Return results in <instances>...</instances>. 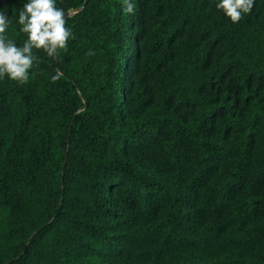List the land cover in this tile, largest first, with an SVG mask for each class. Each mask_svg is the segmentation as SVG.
Segmentation results:
<instances>
[{
	"label": "trees",
	"instance_id": "trees-1",
	"mask_svg": "<svg viewBox=\"0 0 264 264\" xmlns=\"http://www.w3.org/2000/svg\"><path fill=\"white\" fill-rule=\"evenodd\" d=\"M132 2L56 0L67 47L0 79V264H264V0Z\"/></svg>",
	"mask_w": 264,
	"mask_h": 264
},
{
	"label": "clouds",
	"instance_id": "clouds-1",
	"mask_svg": "<svg viewBox=\"0 0 264 264\" xmlns=\"http://www.w3.org/2000/svg\"><path fill=\"white\" fill-rule=\"evenodd\" d=\"M216 7L231 22L238 23L244 14L251 12L254 0H219ZM123 11L134 14L132 0H123ZM18 23L27 37L19 47L6 38L9 17L0 11V79L7 77L24 85L29 81L30 71L39 64L34 50H43L48 57L56 58L67 47L72 33L66 27L65 12L56 6V0H26L19 11ZM57 78L53 76L52 82Z\"/></svg>",
	"mask_w": 264,
	"mask_h": 264
},
{
	"label": "water",
	"instance_id": "water-1",
	"mask_svg": "<svg viewBox=\"0 0 264 264\" xmlns=\"http://www.w3.org/2000/svg\"><path fill=\"white\" fill-rule=\"evenodd\" d=\"M75 13L76 12L68 13L67 16H72ZM71 132H72V125H71L70 131H69V140H70ZM67 159H68V151H67L66 156H65V165H64V167H66V165H67Z\"/></svg>",
	"mask_w": 264,
	"mask_h": 264
}]
</instances>
